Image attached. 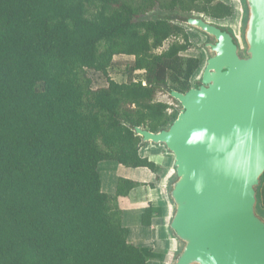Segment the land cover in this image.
Masks as SVG:
<instances>
[{"label": "trees", "instance_id": "1", "mask_svg": "<svg viewBox=\"0 0 264 264\" xmlns=\"http://www.w3.org/2000/svg\"><path fill=\"white\" fill-rule=\"evenodd\" d=\"M233 12L223 0H0V264H148L153 249L128 240L117 204L138 182L109 195L98 163L158 169L138 130L168 128L180 104L167 88L202 72L182 54V20ZM117 55L131 57L124 81L110 76ZM256 199L264 216V172Z\"/></svg>", "mask_w": 264, "mask_h": 264}, {"label": "water", "instance_id": "2", "mask_svg": "<svg viewBox=\"0 0 264 264\" xmlns=\"http://www.w3.org/2000/svg\"><path fill=\"white\" fill-rule=\"evenodd\" d=\"M244 4L240 37L202 14L182 20L213 40L200 79L183 93L167 88L180 104L168 128L138 130L173 157L161 185L178 244L168 264H264V0Z\"/></svg>", "mask_w": 264, "mask_h": 264}, {"label": "crops", "instance_id": "3", "mask_svg": "<svg viewBox=\"0 0 264 264\" xmlns=\"http://www.w3.org/2000/svg\"><path fill=\"white\" fill-rule=\"evenodd\" d=\"M154 145L156 146L143 145L139 153L158 165L156 171L144 166H124L113 159L101 160L98 163V170L101 189L109 195L115 193L120 178L138 182V185L126 195L117 197L122 225L128 229V240L131 243L153 249L155 256L148 264H168V259L175 254L178 244L169 229L167 201L161 192V185L165 183V175L167 176L173 166V157L166 148L157 146L160 144ZM153 203L162 207V213L153 214L149 218L150 221L144 223L143 212Z\"/></svg>", "mask_w": 264, "mask_h": 264}, {"label": "rangeland", "instance_id": "4", "mask_svg": "<svg viewBox=\"0 0 264 264\" xmlns=\"http://www.w3.org/2000/svg\"><path fill=\"white\" fill-rule=\"evenodd\" d=\"M229 4H231L234 8V12L231 16L223 18V19H213L208 16L206 17L210 22H214L220 26H224L227 28H232L235 34L240 37V34L242 32V25L244 23V10H243V4L241 0H223ZM186 33L188 34V37L190 41L192 42L193 46L188 50L183 52L182 54L185 56L193 55L197 57L200 60V70H202V67H204L205 58L206 56H209V51L207 50L206 44L208 42H211V37L207 36L204 32L200 31L197 28L190 27L188 25H183ZM173 38H170L164 42V45L166 46L171 42ZM131 57L129 56H123V55H117L114 57L115 69H110V76L111 78H114L117 81H124L126 79V66L130 62ZM142 70L136 71L135 74H142ZM94 79V85L98 86L103 83H105V77H103L101 74L91 73ZM201 75V74H200ZM197 76L199 77V73H197ZM158 99L167 100L168 102H171V100L168 99L167 95L164 93L158 94ZM178 106V104H175ZM149 146H156L154 144L148 143ZM146 144V145H148ZM161 148H165L163 145H157ZM170 153V152H169ZM172 156V155H170ZM101 169V166H100ZM165 174V173H164ZM163 174V176H164ZM161 176V175H160ZM173 178V175H172ZM170 180V179H169Z\"/></svg>", "mask_w": 264, "mask_h": 264}, {"label": "flooded vegetation", "instance_id": "5", "mask_svg": "<svg viewBox=\"0 0 264 264\" xmlns=\"http://www.w3.org/2000/svg\"><path fill=\"white\" fill-rule=\"evenodd\" d=\"M245 4H243V6H244ZM244 8H245V6H244ZM247 12V11H246ZM244 15H246V13H245V11H244ZM212 24H214L215 26H217V27H219V28H222V29H225L224 27H221L220 25H216V23H214V22H211ZM230 33H232V31H230V30H228ZM213 40H212V38H211V42H212Z\"/></svg>", "mask_w": 264, "mask_h": 264}]
</instances>
